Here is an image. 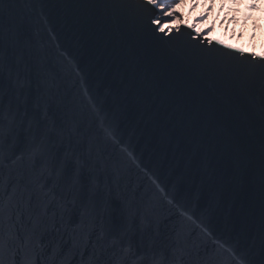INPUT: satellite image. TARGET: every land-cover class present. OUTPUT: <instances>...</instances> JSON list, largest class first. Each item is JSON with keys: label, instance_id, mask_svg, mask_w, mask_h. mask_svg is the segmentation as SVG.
Instances as JSON below:
<instances>
[{"label": "water", "instance_id": "95a60500", "mask_svg": "<svg viewBox=\"0 0 264 264\" xmlns=\"http://www.w3.org/2000/svg\"><path fill=\"white\" fill-rule=\"evenodd\" d=\"M127 4L0 0V264H264V68Z\"/></svg>", "mask_w": 264, "mask_h": 264}, {"label": "snow or ice", "instance_id": "6c2138e0", "mask_svg": "<svg viewBox=\"0 0 264 264\" xmlns=\"http://www.w3.org/2000/svg\"><path fill=\"white\" fill-rule=\"evenodd\" d=\"M201 0H193L192 8L196 9L200 5ZM234 6L240 3V0H233ZM205 6L211 11L212 5L208 3V0H204ZM248 11L251 12L257 8V0H251V3L247 6ZM183 9V11H181ZM151 11L149 17V28L152 30V34L155 36L160 34V38L168 37L169 39L173 33H178L181 28L187 30L190 33V38L193 41L198 42L201 46L207 44L209 47L216 45L221 49H225L228 52H236L239 55L247 57L253 64H261L264 68V53L258 54L255 51L246 53L243 48H234L233 44L225 43V39L213 40L210 36L214 32L215 22L213 27H202L197 31V27L200 21L207 18V13L197 16V23L193 24L185 22L184 13L188 12V4L186 0H141L140 5H123L118 8L115 14L121 20H127L131 18L134 11ZM191 15V13H188ZM180 54H173V59H177ZM224 73L231 79H234L241 85H245L250 81L251 73L244 69H225ZM261 95L264 98V80L261 81ZM259 128L261 130L260 144H261V175L264 177V107L261 109L260 118L258 121Z\"/></svg>", "mask_w": 264, "mask_h": 264}, {"label": "bare ground", "instance_id": "6f19581e", "mask_svg": "<svg viewBox=\"0 0 264 264\" xmlns=\"http://www.w3.org/2000/svg\"><path fill=\"white\" fill-rule=\"evenodd\" d=\"M211 11L209 8L205 6L203 3L200 5L194 12L192 16L184 13L185 22H190L193 24L197 23V16L200 14L207 13V24L205 27H213V23L209 21L215 22L214 32L210 34L213 40L225 39V43L233 44V47L243 48L246 51H255L258 54L264 53V26L257 28L255 34H251L253 30H250L248 26H241L239 24V18L235 17V15H227L220 17L221 11V3H212ZM201 30L197 27V31ZM244 32L248 37H246L245 44L239 42V39L243 36ZM250 46H252L250 48Z\"/></svg>", "mask_w": 264, "mask_h": 264}, {"label": "rangeland", "instance_id": "374dc122", "mask_svg": "<svg viewBox=\"0 0 264 264\" xmlns=\"http://www.w3.org/2000/svg\"><path fill=\"white\" fill-rule=\"evenodd\" d=\"M186 2L188 4V12H186L185 14L191 13L190 16H192L195 10L204 3V0H201L200 5H198L196 9L192 8L193 0H186ZM230 2H232L233 4L232 9L229 11H225L224 13H221L220 11V14H221L220 17L227 16V15H235L236 18L237 17L239 18L238 25L248 26L250 30L254 29V31H252L251 34H255V31L257 30V28L259 29V27L264 26V0H257V8L253 9L254 14L252 17H249V18H246V13H244L245 12L244 10L246 6H248V4L251 3V0H240V3L235 6L233 3V0H208L209 4L221 3V5H224V4L229 5ZM181 11H183V9H181ZM207 22H208L207 19L200 21L198 24V28L201 29L202 27H205ZM246 37H248V34L246 35V32H244L243 36L239 39V42H241L242 44H245ZM251 47L252 46H250V48Z\"/></svg>", "mask_w": 264, "mask_h": 264}, {"label": "trees", "instance_id": "16d2710c", "mask_svg": "<svg viewBox=\"0 0 264 264\" xmlns=\"http://www.w3.org/2000/svg\"><path fill=\"white\" fill-rule=\"evenodd\" d=\"M232 5H233L232 2H230L228 6L231 8ZM244 11H245L244 13H246V18L252 17L253 14H254V10H252L251 12H249L247 6H246V8H245Z\"/></svg>", "mask_w": 264, "mask_h": 264}]
</instances>
